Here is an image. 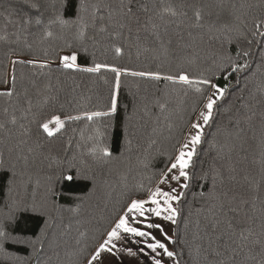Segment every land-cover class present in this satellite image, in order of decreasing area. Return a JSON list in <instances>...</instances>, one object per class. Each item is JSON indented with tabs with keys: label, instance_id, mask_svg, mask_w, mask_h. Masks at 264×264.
I'll return each instance as SVG.
<instances>
[{
	"label": "trees",
	"instance_id": "16d2710c",
	"mask_svg": "<svg viewBox=\"0 0 264 264\" xmlns=\"http://www.w3.org/2000/svg\"><path fill=\"white\" fill-rule=\"evenodd\" d=\"M42 5L41 16L37 17L31 3ZM96 3L98 0H88ZM177 8L183 5L186 16L174 19L182 22L177 29L172 25L162 40L151 35L148 15L141 11L147 4L151 9L159 0H135L139 23L132 24V31H122L120 39L113 40L98 33L101 21H93L86 16L87 36L84 46L75 40V27L61 28L53 26L60 39L46 43L43 47L50 50L49 68L45 76H32V69H25V77L20 81L19 104L16 98L11 105L0 98V123H6L15 111L19 118L20 107L26 108L23 89L33 101L32 111L27 120L20 123L30 127V137H22L19 124L10 137L0 132V229L8 234L0 239V264H84L88 251L100 240L110 222L119 213L129 196L138 195L135 185L148 183V178L162 170L167 162V154L173 152L177 142L182 141L188 131L189 121L195 114L196 94H184L180 85L156 82L146 78L122 76L121 85L115 93L116 112L108 117H94L92 121L81 119L68 121L61 133L53 138L40 134L37 123L47 121L54 116L66 119L69 115L91 114L96 111H108L113 96L114 73L101 70L99 74L73 72L58 65L60 56L76 52L81 67L95 63L115 65L136 71L176 72L185 68L194 75L203 74L226 87L224 99L213 121L205 128L202 143L198 146V155L193 158L194 165L189 170L193 179L187 197L182 201L183 214L173 232H178L181 245L192 241L193 245L203 244L208 248V238L202 230L196 228L198 220L203 229L208 223L210 209L219 216L221 208L215 196L227 192L229 197L237 195L231 204L225 203L223 213L235 216L238 223L252 227L260 233V224L264 217V156L261 152V136L264 125L261 114L264 113V94L257 91L264 83V38L253 37L252 18L258 15L256 9L244 10L241 23L235 20L232 4L242 0H171ZM256 4L259 0H248ZM119 4L120 0H114ZM81 0H0V78H5L9 68V57L24 51L18 41L28 33L21 31V24H8L7 19L22 20L31 16L42 18L45 23L57 15L69 21H77L82 15ZM201 9L205 27L189 29L195 9ZM221 28L224 24L238 25L246 36L240 37L235 31H209L207 25ZM189 31L192 36L189 37ZM38 38L35 27L31 29ZM73 47H64V40ZM231 39L232 43H228ZM252 44L249 45L248 41ZM114 45L124 49L117 57ZM87 48V52L84 51ZM16 49V53L11 49ZM240 48L252 52V67L246 73L232 74L224 78L218 72V66L225 63L222 56L236 58ZM40 49H37L39 52ZM30 58V57H28ZM20 69L18 67L17 74ZM215 73L216 79L213 74ZM35 80L33 86L32 80ZM239 80V83H237ZM4 87L0 84V88ZM255 96V99H253ZM257 105L254 117L255 127L246 130L243 147H237L230 156L224 157L213 147L223 142L225 130L233 129L234 121L243 118L245 104ZM160 104L167 107L161 111ZM9 107L5 116L3 108ZM22 139L27 144H21ZM155 141V143H153ZM107 147L113 159L109 164L95 162L90 153L94 147ZM32 151L29 152L28 149ZM27 156L25 161L22 157ZM21 157V158H18ZM15 166L14 172L12 166ZM235 169V171H232ZM214 170L223 173L216 181V191L212 192ZM71 175L72 179H66ZM85 175L94 176L85 179ZM207 176V179H202ZM203 192L205 195L200 196ZM35 196V201L33 197ZM255 200V208L251 201ZM242 201H249L245 204ZM43 204L33 210L32 204ZM79 208L74 214L73 209ZM231 209H236L233 213ZM248 217L255 216L253 222ZM185 221L188 227L185 228ZM200 231L202 239L194 240ZM85 232L86 237L80 233ZM80 240L77 244L76 241ZM262 243L253 245L252 251L245 249L230 259L228 264H264V236L258 235ZM216 257L211 250L196 256L194 249L189 254L184 248L182 264H215Z\"/></svg>",
	"mask_w": 264,
	"mask_h": 264
},
{
	"label": "snow or ice",
	"instance_id": "6c2138e0",
	"mask_svg": "<svg viewBox=\"0 0 264 264\" xmlns=\"http://www.w3.org/2000/svg\"><path fill=\"white\" fill-rule=\"evenodd\" d=\"M27 2V0H26ZM160 6L156 4L150 9L147 4L143 5L141 11L148 15L147 24L150 25L151 35L156 40H162V33L167 34L168 29L175 25L177 29L181 27L182 22H177L175 17L186 16L187 13L183 10V5L179 8L171 2V0H159ZM233 15L236 21L245 23L241 20V14L244 10L256 9L259 11L258 15L252 18L251 35L253 37L259 36L264 38V0H259V3L253 4L248 0H242L239 5H231ZM31 8L35 10L36 16H41L42 5L38 2L31 3ZM80 11L82 15L73 22L63 19L57 15L50 18L47 23L42 18L33 19L31 16L25 17L22 20L7 19L8 24H21V31L28 33L23 36L18 42L22 44L24 51L15 56L9 57V68L5 78H0V84L4 87L0 88V98L5 99L11 105L14 98L19 104L20 91L18 85L25 77V69H32V76L48 75L44 70L49 68L48 56L50 50L44 48L46 43L53 40L60 39V37L53 31V26L59 25L61 28L75 27V40L80 42L81 47L84 46L86 39L95 40L96 37H88L85 31L87 27L86 16H90L93 21L99 20L101 23L98 26V33L109 37L113 40L120 39L123 35L122 31H112L113 29H127L132 31V24L139 23L137 15L135 0H120L117 5L114 0H98L96 3H89L88 0H81ZM2 15V14H0ZM245 26L246 23H245ZM35 27L38 32V38L29 39V36L35 34L31 29ZM189 29H202L205 27L204 15L201 9L197 8L192 13L191 22L186 25ZM209 31H235L238 36L244 37L246 33L235 24H224L221 28H217L214 24L207 25ZM189 37L192 32L189 31ZM0 40H6L5 36H0ZM228 43H232L229 39ZM249 45L252 41H248ZM64 47H73V44L64 40ZM37 49H40L37 52ZM87 52V48L84 47ZM113 51L117 57L122 56L124 49L121 45H114ZM11 52L16 53V49H11ZM30 57V58H28ZM252 52L250 50L240 48L236 53V58L231 56H222L221 59L225 61L218 66V72L224 78L230 77L232 74L246 73L252 67ZM60 65L73 72H85L89 74H99L101 70H106L114 73L113 96L111 99V106L108 111H96L91 114L69 115L66 119L60 116H54L47 121L37 122L35 120L30 123H37L40 134L46 138H53L61 133L68 121H79L85 119L92 121L94 117H108L113 115L117 110V99L115 93L118 92L121 85L122 76L140 77L156 82H167L170 85H180L184 94H196L197 100L192 112L195 114L194 118L189 121L187 134L182 141L177 142L173 152L167 154V162L162 170L148 178V183H139L135 185L134 191L138 195L129 196L127 201L121 207L119 213L110 222L107 230L102 234L97 244L88 251L84 258V264H111V257H115L121 252L120 245L127 242L129 244L142 245L135 251L129 247L126 249L129 256H135L137 251L145 255L151 254L152 264H182L184 257V248H187L191 255L194 249L196 256L202 252H211L220 259L215 264H228L230 259L245 251H252L253 245L262 243L258 239V235L264 236V217L260 224V233L257 234L252 227L246 226L243 223H238L235 216L228 217L223 213L225 203L231 204L237 199V195L233 194L229 197L227 192L215 196L221 208V214L217 216L211 209L208 223L201 229L200 223L196 221V228L202 230L204 235L208 238V248H204L203 244L193 245L192 241H184V246L177 250L181 245V237L178 232H173L169 235L158 220L169 222L171 225H178L183 214L182 201L187 197L191 187V180L193 179L189 171L193 165V158L198 155L197 148L202 143L205 128L213 121L216 112L218 111L220 102L224 99L225 93L228 91L226 87L219 86L213 78L206 75H194L185 68H180L176 72L162 73L160 71H136L127 68H121L115 65L95 63L93 66L81 67L78 64V55L74 51L70 54L60 56ZM20 69L19 75L17 69ZM213 76L216 79L215 73ZM35 86V80H32ZM239 83V80H237ZM257 91L264 94V83H261ZM24 103L26 108L20 107L18 110L21 116L18 118L15 111L9 116L6 123H0V132L4 133L5 137H10L13 129L19 124L20 134L22 137H30L32 130L25 124L20 123V120H27V113L32 111L33 101L27 95V89H23ZM255 99V96H253ZM161 111L167 107L166 104H160ZM246 112L244 117L237 118L234 121L233 129L225 130L224 139L222 143L214 144L213 147L217 149L218 153L223 154L224 157L230 158L231 154L236 151L237 147H243V138L246 135V130H251L255 127L254 117H256L257 105L248 103L244 105ZM5 116L9 115V107L3 108ZM261 123L264 125V113L261 114ZM20 143L27 144V140L22 139ZM155 143V141H153ZM29 152L32 150L29 148ZM261 152L264 156V133L261 136ZM92 159L100 164L111 163L113 156L112 152L107 147H94L90 153ZM3 153H0V157ZM21 158V157H18ZM27 161L28 157H22ZM2 163V161H0ZM264 163V160H262ZM15 166H12L13 173ZM212 192L216 191V181L223 178V173L219 170H214ZM235 171V169H232ZM202 179H207V176H202ZM66 179H72L69 175ZM85 179H95L94 176L85 175ZM205 194L200 193L203 197ZM35 201V196L33 197ZM242 203H249V201H242ZM252 207L255 208V200L251 201ZM38 207H43V204H32L33 210ZM74 214L79 212V208L72 210ZM236 213V209H231ZM250 218L255 221L256 217L253 215ZM188 221H185V228L188 227ZM159 233V237L157 235ZM85 232H81V237H86ZM8 234L0 229V239H7ZM202 239L200 231L194 237V240ZM77 244L80 243L78 239ZM147 249L148 251H145ZM166 258V259H165Z\"/></svg>",
	"mask_w": 264,
	"mask_h": 264
},
{
	"label": "crops",
	"instance_id": "0c3cea01",
	"mask_svg": "<svg viewBox=\"0 0 264 264\" xmlns=\"http://www.w3.org/2000/svg\"><path fill=\"white\" fill-rule=\"evenodd\" d=\"M157 223H160L164 230L171 235L173 233V227L174 225H171L169 222L158 220ZM159 237V233H157ZM121 252L118 253L117 256L111 257V264H152V256L151 254L145 255L142 252L137 251V254L135 256H129L127 254L126 249L131 247L134 251L138 249L139 247H142V245H136V244H129L127 242L120 245ZM145 251H148L145 249ZM166 259V258H165Z\"/></svg>",
	"mask_w": 264,
	"mask_h": 264
},
{
	"label": "rangeland",
	"instance_id": "374dc122",
	"mask_svg": "<svg viewBox=\"0 0 264 264\" xmlns=\"http://www.w3.org/2000/svg\"><path fill=\"white\" fill-rule=\"evenodd\" d=\"M63 55H65V54H63ZM62 56V55H61ZM58 65H60V61L58 62Z\"/></svg>",
	"mask_w": 264,
	"mask_h": 264
}]
</instances>
